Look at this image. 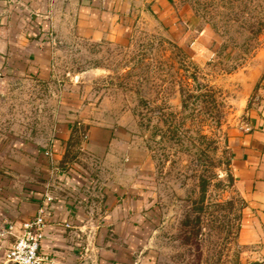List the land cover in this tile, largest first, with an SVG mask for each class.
<instances>
[{
    "label": "rangeland",
    "instance_id": "rangeland-1",
    "mask_svg": "<svg viewBox=\"0 0 264 264\" xmlns=\"http://www.w3.org/2000/svg\"><path fill=\"white\" fill-rule=\"evenodd\" d=\"M135 4L123 42L60 28L48 76L0 78L2 147L69 123L61 163L133 197L132 264H245L227 135L264 56V0Z\"/></svg>",
    "mask_w": 264,
    "mask_h": 264
},
{
    "label": "crops",
    "instance_id": "crops-1",
    "mask_svg": "<svg viewBox=\"0 0 264 264\" xmlns=\"http://www.w3.org/2000/svg\"><path fill=\"white\" fill-rule=\"evenodd\" d=\"M2 1L0 78L48 76L60 28L82 38L123 42L137 16L135 0ZM245 83L244 120L227 135L230 172L242 200L237 240L245 264H264V56ZM69 125L55 123L43 144L19 135L2 147L8 137L0 132V264L21 221L40 206L46 209L43 264L135 259L136 245L128 243L138 232L133 197L119 182H97L85 167L61 163ZM139 263L150 264L144 258Z\"/></svg>",
    "mask_w": 264,
    "mask_h": 264
},
{
    "label": "built area",
    "instance_id": "built-area-1",
    "mask_svg": "<svg viewBox=\"0 0 264 264\" xmlns=\"http://www.w3.org/2000/svg\"><path fill=\"white\" fill-rule=\"evenodd\" d=\"M45 214V207L40 206L35 214L21 221L19 231L5 254L4 264H43L46 256L39 249L46 225ZM12 227L13 224L9 225L10 229Z\"/></svg>",
    "mask_w": 264,
    "mask_h": 264
}]
</instances>
